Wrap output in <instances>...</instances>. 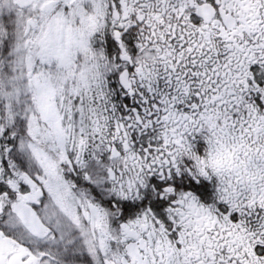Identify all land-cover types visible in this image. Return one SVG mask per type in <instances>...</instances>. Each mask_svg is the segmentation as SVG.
<instances>
[{
    "label": "snow or ice",
    "instance_id": "1",
    "mask_svg": "<svg viewBox=\"0 0 264 264\" xmlns=\"http://www.w3.org/2000/svg\"><path fill=\"white\" fill-rule=\"evenodd\" d=\"M0 264H264V0H0Z\"/></svg>",
    "mask_w": 264,
    "mask_h": 264
}]
</instances>
